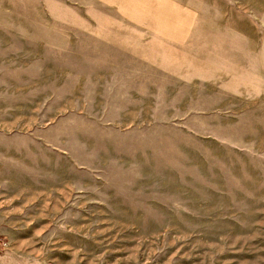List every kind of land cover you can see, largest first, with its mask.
I'll return each mask as SVG.
<instances>
[{
	"label": "rangeland",
	"instance_id": "obj_1",
	"mask_svg": "<svg viewBox=\"0 0 264 264\" xmlns=\"http://www.w3.org/2000/svg\"><path fill=\"white\" fill-rule=\"evenodd\" d=\"M145 1L0 0V264H264V0Z\"/></svg>",
	"mask_w": 264,
	"mask_h": 264
},
{
	"label": "crops",
	"instance_id": "obj_2",
	"mask_svg": "<svg viewBox=\"0 0 264 264\" xmlns=\"http://www.w3.org/2000/svg\"><path fill=\"white\" fill-rule=\"evenodd\" d=\"M132 1H134V0H127V2H132ZM142 1V2H141ZM138 0V1H136L135 0V4L133 5L134 6V8L137 10V8L139 7L140 8V10H149V9H151L152 11H158L157 9H154L153 10V5H151V4H149V3H147L145 0ZM160 2V1H159ZM160 4L163 6V9H168V5H167V3L166 2H164V1H161L160 2ZM34 233H35V228L30 232V237L31 238H33V235H34Z\"/></svg>",
	"mask_w": 264,
	"mask_h": 264
}]
</instances>
